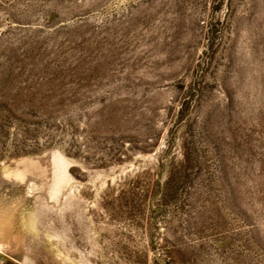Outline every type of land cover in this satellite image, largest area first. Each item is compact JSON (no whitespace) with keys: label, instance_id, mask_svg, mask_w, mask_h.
Segmentation results:
<instances>
[{"label":"rangeland","instance_id":"1","mask_svg":"<svg viewBox=\"0 0 264 264\" xmlns=\"http://www.w3.org/2000/svg\"><path fill=\"white\" fill-rule=\"evenodd\" d=\"M0 264H264V0H0Z\"/></svg>","mask_w":264,"mask_h":264}]
</instances>
